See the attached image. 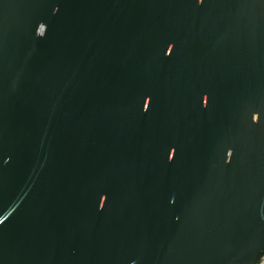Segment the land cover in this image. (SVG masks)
<instances>
[{"label":"water","instance_id":"95a60500","mask_svg":"<svg viewBox=\"0 0 264 264\" xmlns=\"http://www.w3.org/2000/svg\"><path fill=\"white\" fill-rule=\"evenodd\" d=\"M264 0H0V264H256Z\"/></svg>","mask_w":264,"mask_h":264},{"label":"built area","instance_id":"2783aa9c","mask_svg":"<svg viewBox=\"0 0 264 264\" xmlns=\"http://www.w3.org/2000/svg\"><path fill=\"white\" fill-rule=\"evenodd\" d=\"M256 264H264V255L259 259Z\"/></svg>","mask_w":264,"mask_h":264}]
</instances>
